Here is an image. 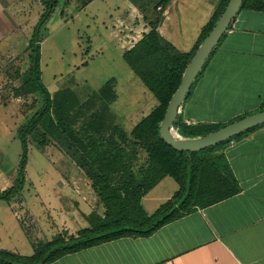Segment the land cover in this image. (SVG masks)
Wrapping results in <instances>:
<instances>
[{
  "label": "crops",
  "instance_id": "1",
  "mask_svg": "<svg viewBox=\"0 0 264 264\" xmlns=\"http://www.w3.org/2000/svg\"><path fill=\"white\" fill-rule=\"evenodd\" d=\"M74 1L77 10H82L97 0H89L84 6L82 0ZM220 1L169 0L160 12L149 7L140 9L130 0L112 2L116 14L105 28L122 57L151 31L150 24L160 15L156 28L159 36L178 52L188 53ZM28 2L0 0V58L13 57L18 48L15 31L17 24L27 19L24 10ZM135 17L139 27L130 25ZM263 102L264 2L262 11H239L182 105L179 117L199 125L224 126L253 114ZM6 134L0 136V143L6 140L8 146L12 137ZM17 146L18 142L12 144L15 150ZM2 148L0 145V151ZM213 155L221 157L236 184L238 192L232 197L197 208L148 237L119 238L47 264H264V126L217 147ZM72 169L70 177L66 173V181L40 184L47 188L37 196L42 204L46 203L43 216L29 207L28 197L23 198L27 211L19 210L32 219V229L23 228L12 214L17 200L0 201L1 251L30 257L36 244L50 242L59 235L76 236L90 227L91 215L104 217L105 209L91 182L69 164L67 170ZM55 187L62 188L64 194L59 192L57 196ZM178 190L177 183L165 177L141 199V207L152 215Z\"/></svg>",
  "mask_w": 264,
  "mask_h": 264
},
{
  "label": "trees",
  "instance_id": "2",
  "mask_svg": "<svg viewBox=\"0 0 264 264\" xmlns=\"http://www.w3.org/2000/svg\"><path fill=\"white\" fill-rule=\"evenodd\" d=\"M46 1L48 10L43 16V23L40 22L34 30V44L31 42L32 66L23 74L22 84L14 89L13 95L20 97L39 94L43 97L41 110L18 133L22 155L16 189L20 188L24 179L26 135L36 127L48 124L58 146L67 150L66 155H69L91 182L105 214L103 218L91 215L90 227L81 230L76 236H70L68 240L59 235L53 241L38 243L30 257L0 250V264H47L66 254L119 238L148 237L163 225L197 208L208 207L235 195L238 190L227 166L221 157L213 155L218 146L201 152L184 153L167 146L159 135V125L168 102L179 87L188 62L229 0L220 1L190 52H178L159 36L156 31L161 20L159 15L150 24L151 31L123 54V61L156 100V106L129 132L115 123L110 112L109 106L117 98L111 81L94 91L86 102H82L69 89L52 98L41 83L40 46L36 40L40 28L52 11L51 5L54 6L53 0ZM168 1L162 0L161 8ZM263 2L264 0H244L240 11H262ZM173 128L183 138H198L221 126H187L179 117ZM127 148L142 150L146 154L143 165L136 170L132 168V164H125ZM165 177L172 178L179 190L155 213L148 215L141 207V199ZM16 189L0 192V199L6 200Z\"/></svg>",
  "mask_w": 264,
  "mask_h": 264
},
{
  "label": "rangeland",
  "instance_id": "3",
  "mask_svg": "<svg viewBox=\"0 0 264 264\" xmlns=\"http://www.w3.org/2000/svg\"><path fill=\"white\" fill-rule=\"evenodd\" d=\"M29 1L30 5L24 10L27 19L24 24H17L18 27L15 31L16 37L19 38L18 40L14 37L17 39L15 45L18 44V48L13 52V57L0 58V117L5 116L0 120V136L3 137L7 133V137L9 135L12 137V144L18 142L15 150L12 144L6 146V140H1L0 145L3 148L0 151V192L17 188L22 155L18 133L29 124L33 116L43 106V97L39 94L13 96L14 89L22 84L23 74L29 71L32 66L31 42L35 39L34 30L40 22L43 23V16L48 10L46 0ZM88 1L82 0V6ZM130 1L140 9L149 7L157 9V12L161 11L158 8H161L162 0ZM112 2L113 4L121 3V0H111L109 2L111 5L104 0H97L92 6L82 10H77L74 0L52 1L54 5H51L50 10L52 11L40 28L39 37L36 40L40 46V80L52 98L61 91L69 89L82 102H86L88 98L92 97L94 91L111 81L117 98L110 104V112L115 123L129 132L142 117L156 106V100L123 61L113 45L114 41L112 42L109 37L105 27L107 21L116 14ZM130 25L139 27L137 17L133 21L130 20ZM135 39L137 38L135 37ZM17 71L20 73L17 74ZM263 110L264 105L252 113ZM26 144L27 160L24 167L23 183L6 200L0 199V201L9 203L17 200L15 207L11 210L12 214H15V218L23 228L32 229V219L19 210H26L23 207V198L28 197L29 207L43 216L46 212V203L44 201L43 205L37 196L38 194L43 195L47 188L40 184L50 180L66 181L68 179L66 173L70 177V174L74 172L73 169L67 170L69 164H73V166L76 164L68 157L69 155H66L67 150L58 146L48 124L38 126L32 133L27 134ZM225 145L226 143L219 145L218 148ZM5 147L7 148L4 153ZM126 151V165L132 164V168L135 170L143 165L146 154L142 150L133 151L131 148H127ZM76 167L79 169L78 166ZM167 180L171 181V179ZM171 182L175 184L173 181ZM62 188L64 187L62 186ZM62 188L55 187L54 193L57 196L59 192L63 195ZM66 194L68 193L66 192ZM158 194L154 193V195ZM57 237L55 236L52 241ZM69 237L65 239L68 240Z\"/></svg>",
  "mask_w": 264,
  "mask_h": 264
},
{
  "label": "water",
  "instance_id": "4",
  "mask_svg": "<svg viewBox=\"0 0 264 264\" xmlns=\"http://www.w3.org/2000/svg\"><path fill=\"white\" fill-rule=\"evenodd\" d=\"M244 0H229L222 14L188 62L179 87L168 102L159 125V135L170 148L184 153L201 152L225 144L243 134L264 126V110L242 117L218 130L198 138H183L173 131L179 111L188 98L209 59L237 17Z\"/></svg>",
  "mask_w": 264,
  "mask_h": 264
},
{
  "label": "built area",
  "instance_id": "5",
  "mask_svg": "<svg viewBox=\"0 0 264 264\" xmlns=\"http://www.w3.org/2000/svg\"><path fill=\"white\" fill-rule=\"evenodd\" d=\"M158 10H161V8H158ZM182 122H183L185 125H187V126L195 125V122H194V121L187 120V119H182ZM173 131L177 134V129H174V128H173Z\"/></svg>",
  "mask_w": 264,
  "mask_h": 264
}]
</instances>
